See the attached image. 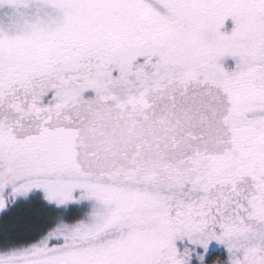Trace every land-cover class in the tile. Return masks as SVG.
<instances>
[{"label":"snow or ice","instance_id":"6c2138e0","mask_svg":"<svg viewBox=\"0 0 264 264\" xmlns=\"http://www.w3.org/2000/svg\"><path fill=\"white\" fill-rule=\"evenodd\" d=\"M0 264H264V0H0Z\"/></svg>","mask_w":264,"mask_h":264}]
</instances>
